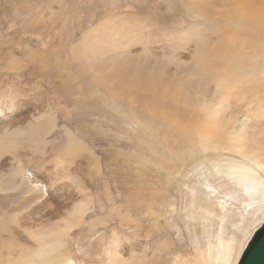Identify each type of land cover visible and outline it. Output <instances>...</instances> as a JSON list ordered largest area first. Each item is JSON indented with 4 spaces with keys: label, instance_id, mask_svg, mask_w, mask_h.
Segmentation results:
<instances>
[{
    "label": "rangeland",
    "instance_id": "374dc122",
    "mask_svg": "<svg viewBox=\"0 0 264 264\" xmlns=\"http://www.w3.org/2000/svg\"><path fill=\"white\" fill-rule=\"evenodd\" d=\"M171 5L177 0H0V182L15 176L13 187L0 189V264L62 253L67 264H220L216 253L231 242L233 264L264 220L261 195L250 199L227 174L233 160H244L229 142L185 169L174 137L157 135L135 112L155 85L188 78L200 52V35L188 34L200 20ZM159 11L162 26L150 18ZM102 35L131 38V55H144L142 72L131 67L125 80H109L97 71ZM211 75L209 97L223 98L226 130L242 127L247 140L263 133L264 90ZM111 96L130 100L129 111ZM44 239L53 248L40 247Z\"/></svg>",
    "mask_w": 264,
    "mask_h": 264
},
{
    "label": "bare ground",
    "instance_id": "6f19581e",
    "mask_svg": "<svg viewBox=\"0 0 264 264\" xmlns=\"http://www.w3.org/2000/svg\"><path fill=\"white\" fill-rule=\"evenodd\" d=\"M162 7L157 6L156 9ZM171 10L178 11L186 19L200 20V23L197 24L198 26L196 24L191 25L188 32L190 35H200L198 36L201 47L200 52L189 65L192 72L188 73V78H179L174 86L161 87L160 85H155L153 97H143L142 103L140 105L137 104L136 111H133L138 113L145 121L147 128L155 125L158 129V131L156 130L157 135L167 133L174 137V145L181 148L180 151L176 152V159L182 161L185 169L194 168L204 160L210 159L211 154H209L210 152L207 153L208 151H219L225 148L223 146L224 142H227L226 144L229 142L231 146L226 147L241 153L244 157L243 161L233 160L229 164L226 170L229 178H236L237 185L241 184L250 199L255 200L257 195H261L264 199V158L262 156L264 155V130L263 133H259L257 137L251 140H247V131L242 127L235 132L226 130L227 124L223 123L219 116L224 110L223 98H219L218 93H212V96L209 97L211 83L214 81L213 77H215L211 74L216 70L219 73L221 72V78H218L222 79L224 75L225 81L230 83L231 86L241 85L249 88L248 91H254L255 93L260 89L264 90V82L258 80L260 79L259 76H264V0H177V5H171ZM150 15L151 17H149L156 22L157 26H162V18L167 17L165 12H160L158 15L151 13ZM117 22L112 25L113 27H110L114 28L124 23L119 22V20ZM169 34L177 35V33L170 30ZM104 38L102 35L101 38H98L97 43H104L107 47L103 50L99 48L100 51H97V49L94 51L97 54L96 58H98L94 63L97 71L101 70L103 76L109 80L119 79L120 75L123 79L131 67H137L139 72H142V67L145 64L143 62L144 55L139 53L131 55L130 47H128L130 41H132L131 38L128 39L126 35V38L123 37L121 41L118 40L117 42H113L110 38ZM139 39L138 37L135 40L133 39V41L135 42ZM123 46H127V50L118 52V48ZM89 65L92 66L91 64ZM108 68L109 70L105 71ZM85 71L83 69L79 73L83 77V83L87 84L90 78ZM176 72L178 73L179 71L177 70ZM176 72L173 76L176 75ZM140 74L142 75V73ZM183 75H186V73L183 72ZM132 81L136 82L135 80ZM217 83L220 84V82ZM244 84L247 85L244 86ZM111 97L115 104L117 103L123 108V111H129V109L124 108L129 107L126 103H130V100L125 101V98L117 96ZM162 98L167 103H164ZM168 103L171 106L181 107L180 110L182 111L178 108V110L172 111ZM46 121V123H44L45 121L41 122L45 125L41 126L40 124L37 128L39 129V134L40 132L43 133V130L48 129L50 121ZM66 152L70 154L71 150L67 147ZM173 168L175 169V167ZM259 169H262V172L258 171ZM14 177L13 171L7 173L9 180L14 181ZM9 180L8 183H11V185L1 180L0 189H2V186L7 187V189L13 187L12 185L15 182L12 184ZM16 185H18L17 182ZM219 206L223 209L225 208L223 204ZM56 242L58 241L56 240ZM53 243L44 239L39 244L40 247H47V245L52 244L53 248ZM242 251H238L233 264H238ZM232 252L233 244L231 242V244L228 243V246L227 244L224 245L222 253L217 252L216 256H214L220 264H229ZM62 254L41 259L35 257L38 260H35L33 264H64L66 263L65 254Z\"/></svg>",
    "mask_w": 264,
    "mask_h": 264
},
{
    "label": "water",
    "instance_id": "95a60500",
    "mask_svg": "<svg viewBox=\"0 0 264 264\" xmlns=\"http://www.w3.org/2000/svg\"><path fill=\"white\" fill-rule=\"evenodd\" d=\"M238 264H264V221L251 235Z\"/></svg>",
    "mask_w": 264,
    "mask_h": 264
}]
</instances>
